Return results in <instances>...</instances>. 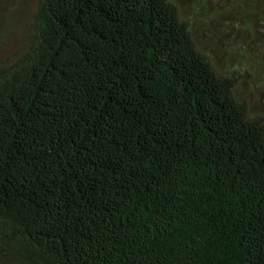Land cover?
<instances>
[{"label": "trees", "instance_id": "trees-1", "mask_svg": "<svg viewBox=\"0 0 264 264\" xmlns=\"http://www.w3.org/2000/svg\"><path fill=\"white\" fill-rule=\"evenodd\" d=\"M224 2L237 68L174 0H37L0 53V264H264V109L238 89H264V0Z\"/></svg>", "mask_w": 264, "mask_h": 264}, {"label": "rangeland", "instance_id": "rangeland-1", "mask_svg": "<svg viewBox=\"0 0 264 264\" xmlns=\"http://www.w3.org/2000/svg\"><path fill=\"white\" fill-rule=\"evenodd\" d=\"M174 1L180 5L182 17L190 20L198 43L212 57L216 67L222 69V66L227 64L237 68L238 56L242 53V47L250 41V36L244 29L240 30L237 26L234 28L228 24V19L213 21L214 18H219L220 11L226 12L230 8L225 0ZM36 2L37 0H0V39H3L5 44L3 51L0 52L2 55L9 56L25 45L29 33L27 24ZM14 28H17V32H13ZM227 50H232V53L228 54ZM258 50L259 46H256V52ZM253 64L248 65L252 74L255 67ZM258 78H261V75ZM250 86L249 79H242L238 89L249 99L252 112H260L264 109V89L251 90Z\"/></svg>", "mask_w": 264, "mask_h": 264}]
</instances>
